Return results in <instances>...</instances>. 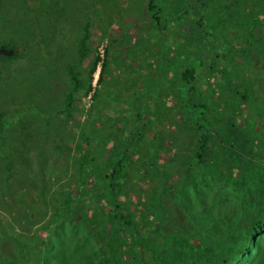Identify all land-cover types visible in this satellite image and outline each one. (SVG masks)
Segmentation results:
<instances>
[{"label":"trees","instance_id":"1","mask_svg":"<svg viewBox=\"0 0 264 264\" xmlns=\"http://www.w3.org/2000/svg\"><path fill=\"white\" fill-rule=\"evenodd\" d=\"M118 1H122V6L127 2ZM11 2L0 0V4ZM159 4V0H141L140 6L144 5L147 11L145 22L149 29H144V35L137 37L133 44L153 36L150 41L154 42L153 45H160L157 49L161 55L163 42L174 44V48L164 50V54L169 51L167 69L170 78L164 86L161 84L163 80L154 79L156 85L146 92L149 99H141L145 112L134 111L133 102L138 90L124 77V85H121L122 68L117 76L111 74V77H117L116 81L104 86L106 95L101 100L97 101L100 98L99 88L94 91L92 104L85 111L88 119L80 121L84 124V140L77 146V152L79 160L83 161L82 168H87L90 174L89 180L79 186L80 190L71 194L72 191L66 187L67 190L61 191L60 198L59 190H51V180L34 182L30 179L26 172L31 165L20 166V162L8 166V181L12 178L9 177L11 174L19 171L22 177L32 182L28 184H32L31 190L34 183L40 182L39 201L47 203L46 196L53 192L58 194L54 202L50 201L52 221L43 227L45 229L39 227L40 230H37L44 239L38 236L39 241L34 245L25 239V247L19 246L21 256L26 249H31L30 254L22 258L28 260L31 256L35 260L32 264H42L40 254L46 255V237L50 239L61 230L65 221L84 225V229L90 231L94 229V240L98 247L95 251L97 258L90 260L91 264H264V108L253 111L254 106L249 104L253 93L255 100L259 94L264 101V0H194V14L198 17L196 24L193 18L192 24L183 21L171 28V31L175 27L182 29L181 39L185 42L179 49L184 48L183 51L177 50L174 43L180 39L178 34H173L171 40L167 38L170 31H167L164 11ZM112 9L120 11L117 6ZM84 13L83 18L86 9ZM172 24L176 25L174 21ZM89 26L86 23L80 30L76 58L63 75L68 90L62 91L51 114L49 126L53 135L50 132L49 138H56L60 133L61 137L68 135L69 125L66 122L77 123L72 118L75 117L72 113L74 104L93 91L94 73L101 59L95 51L90 66L83 68L84 62L92 54ZM22 37L28 39L25 35ZM5 47L15 50L12 46ZM110 48L111 45L106 49L101 70L102 85L105 84V74L110 73ZM153 49L151 47L139 55L146 59V66L157 76L158 72L154 71H159V66ZM127 51L130 58L134 52L130 48ZM211 51L208 63L207 53ZM122 53L111 60L120 61L115 59L121 58ZM213 53L227 59L225 66L222 68L220 65L217 70V76L223 78L224 74H228L225 72L237 68L245 72V75L239 74L234 78L236 85L245 89L240 96L246 103L243 116L239 117L238 122L233 116L221 119L224 126L216 130L209 128L211 124L207 127L204 118L197 117V122L193 123L191 119V112L198 116L202 115V109L209 108L206 95L210 90L207 83L212 86L220 84L219 77L213 76L216 71L212 62ZM162 63L165 64L164 61ZM9 76L1 74L0 80ZM197 87L203 97L199 96ZM114 91L117 92L115 97ZM57 92L59 94L60 91L57 89ZM22 94L20 91L19 97ZM112 100H115L114 106ZM18 104L19 101L16 102ZM233 108L229 103L221 105L223 110ZM5 109L6 112H3L0 108V129L6 131L0 135L1 156L2 147L6 148L13 141L14 133L10 129L12 112L6 105ZM37 111L39 107L36 103L29 104V108L21 105L16 106L15 115L20 121ZM165 116L169 117L167 123ZM41 123H45V120ZM34 135H38V131ZM120 135L123 137L120 138ZM226 138L232 141L229 145L224 143ZM47 140L42 139L44 142ZM104 141L107 148L101 145ZM111 142L115 145H111ZM125 144L130 146L131 154L139 153L140 160L144 155L147 156L143 161L154 160L143 165V169L145 166L161 167L158 180L157 175L154 180L148 172L145 173L150 178L151 188L143 191L144 188L140 187L135 194L138 195L141 190L144 201L135 202L133 199L124 202L119 199L123 193L121 184L128 183L131 173L125 171L131 155L128 151H122ZM237 144L243 148L241 151L236 149ZM92 151L97 152L101 160H106L104 166L96 158L95 165L92 161L86 163ZM164 155L169 161L162 167ZM228 155L234 156L237 164H232ZM193 158L196 162L189 163ZM175 164L177 167L167 179L168 182L161 183L162 173H167L169 167ZM129 168L132 170L135 166L129 165ZM190 170L193 172L188 175ZM31 171L37 176L34 169L31 168ZM46 184L51 187L48 188ZM144 202L147 206L142 210ZM19 237L21 239L22 236ZM76 239L81 241L82 231L76 235ZM2 240L14 241L13 238L4 237ZM110 251L113 255L117 254L111 256L108 254Z\"/></svg>","mask_w":264,"mask_h":264},{"label":"rangeland","instance_id":"2","mask_svg":"<svg viewBox=\"0 0 264 264\" xmlns=\"http://www.w3.org/2000/svg\"><path fill=\"white\" fill-rule=\"evenodd\" d=\"M159 1V5L164 11V20L167 22V31H170L167 38L178 32L171 31L172 26H177L183 21H189L192 24L193 18L195 19L194 24L198 21V17L194 14V0ZM140 4L141 0H127L123 3V6L122 1L119 2L118 0H12L10 4H0V49L13 50L5 46H12L15 49L14 52H0V75H10L7 79L0 80V108L3 112H6V105L9 112H12L10 113L12 115L10 129L11 133L14 131L13 141L6 148L2 147L3 155H0V264H32L35 261L32 260L31 256L28 260L22 258L23 255H29L31 249L29 251L26 249L21 256L18 253L19 246L25 247V239L30 242V245H34L39 241L38 236H42V234L38 232L40 230L38 228L45 229L43 227L52 221L50 217L53 214V209L51 211L50 201L54 202L58 198V194L55 195V192H53L52 195L46 196L47 203H44L43 200L39 201L41 181L51 180L53 182L52 187L50 184H46V186L51 187L52 191L59 190L60 197L61 191L69 189L73 194L80 190L79 186L89 180L88 175L90 174L87 172V168H82L83 161L79 160L80 155L77 152V146L81 145L84 140V124L80 121L88 119V113L85 111L92 104L91 98L89 96L84 97L74 104L72 113L75 117L72 118L76 119L77 123L74 124L73 121L66 122V125L67 123L69 125L68 135L61 137L60 133L56 138H49L50 132L52 134L49 120L56 109V103L58 104L62 91L68 90L63 75L69 64L76 58L79 34L83 25L89 23L90 26L87 29L93 42L91 46L92 54L84 62V69L90 66L96 49L100 56H104L105 48H109L111 45L112 58L124 52L121 54V58L115 59H120V61L114 62L110 57V73L105 74V81L112 82L117 78L111 77V74L114 73L117 76V67L120 65L123 70H126L127 67L139 69L146 60L139 54L147 52L151 47L156 51L157 58L155 60L158 61L159 71L155 70L154 73L158 72L157 76L150 72L149 66H147V74L151 77H146L143 81L139 80V76H133L131 72L125 75L122 74L121 85H124L123 79L125 78L129 80V84H134L138 90L133 102L135 112L146 111L145 108L141 107V99H149L146 92L156 85L157 82L154 79L163 80L161 82L162 86L169 80L170 73L167 69L169 51L164 54V50L169 47L174 48V44L163 42L161 44L162 55L159 54L160 51L157 49L160 45H153L154 42L150 41L153 36L146 38V41H140L139 44H133L137 37L144 35L142 34L144 29H149L147 27L148 23L145 22L148 17L146 8L144 5L140 6ZM113 6L119 7L120 11L112 9ZM122 7L123 10H121ZM85 9L86 15L83 18ZM173 21L176 25L172 24ZM155 29H153V32H155ZM182 33L181 29L178 34L179 41L174 42L177 50L185 42L181 39ZM23 35L28 39L23 38ZM169 39L171 40V38ZM190 40H192V36ZM6 41L9 43H5ZM128 48L134 52L129 59H127L128 54H130L127 51ZM183 49L179 50L183 51ZM25 50L26 54L24 53ZM211 55L212 51L207 53L206 60L208 63L211 60ZM130 59H136L137 64ZM175 59H177V56ZM212 62L215 64L216 69L213 76H217V70L220 69V65L222 68L225 66L227 59L225 56H218L213 53ZM101 67L102 62L99 63L98 70L94 75L96 80L98 79V72H101ZM20 73L22 75L15 76ZM225 73L228 74H224L223 78L217 76L219 77V85L212 86L207 83L210 90L209 94L206 95L209 108L201 110L202 115L204 113L203 116L201 114L197 116L194 112H191L192 123L197 122V117H201L207 121V127L208 124H211L209 128L216 130L218 127L224 126L221 119L233 116L235 121L238 122L239 117L243 116L246 103L240 96L245 92V89L237 86L234 78L239 74L245 75V72L243 69L237 68ZM18 86L19 88H17ZM57 89L60 91L59 94ZM197 89L199 96L203 97L200 88L197 87ZM20 91L23 93L22 97H19ZM99 94L100 98L97 101L106 95L105 87L99 89ZM116 94L117 92L114 91L113 97ZM17 101L20 104L16 105ZM33 103H36L39 107V112H32L18 121L15 115L16 106L20 107L22 105L29 108V104L32 105ZM227 103L234 106L233 110L221 109V105ZM249 104L252 107L254 106L253 111L264 108V101L260 99L259 94H257V100H255V94L253 93ZM114 105L115 100H112V106ZM63 106L62 101L61 107ZM83 113L84 115H81ZM44 120L45 123H41ZM190 127L192 126L190 125ZM36 131H38V135H34ZM4 132H6L5 129H0V135ZM186 132H188V129H186ZM119 137L122 138L123 135ZM47 138V142L42 141V139ZM231 142L228 138L224 141L227 145ZM101 145L104 148L108 147L106 141ZM129 147L128 144H125L122 151L124 153L128 151L131 154L133 151ZM236 149L241 151L243 148L237 144ZM4 155L10 157L6 156V159ZM146 156L144 155L141 160L138 152L129 156L128 164L135 166V169L131 170L129 165H126V173H131L128 175V183L121 184L123 193L119 198L120 201L128 202L134 199L135 202H139V200H145L141 190H139L138 195H135L140 187L144 188L143 191H148L151 188L149 186L150 178L145 173L148 172L154 180L157 175L156 180H158L161 167L153 166L150 168L145 166L143 169V165L154 161L153 159L149 160L150 162H147L148 160L143 161ZM163 157L162 165L159 164L162 167L169 161L167 155ZM94 158L101 160L97 152L92 151L88 162H85L89 164L92 161L95 165L96 160ZM228 158L232 161V164H237L234 156L230 157L228 155ZM105 161L104 158L101 160L102 166L106 164ZM20 162V166H23V164L31 165L30 170L26 172L31 180L34 182L40 181L33 184V190L30 189L32 184L28 185L32 182L28 181V178L22 177L19 171L11 174L9 177L12 178L9 181L6 179L9 164ZM188 162L194 164L196 161L193 158ZM176 167L177 164L173 167L171 165L167 173L166 171L162 173L161 183L168 182L167 179L171 177ZM31 168L37 172L38 177L32 174ZM154 169L157 171L155 172ZM1 172L3 173L1 174ZM192 172L193 170H190L188 175ZM66 187L68 188L65 189ZM179 199L181 200L182 196ZM141 206L144 207L141 208L144 210L147 204L144 202ZM62 225V229L53 234L50 239L46 237V255L40 254L42 264H91L90 260L97 258L95 251L98 247L94 240V229L90 231V229H84V225L77 223L73 225L70 221H65ZM81 231L82 239L78 241L76 235ZM19 236H22L21 239ZM3 237L13 238L14 241H3ZM42 239H44V236H42ZM108 254L113 255L112 251Z\"/></svg>","mask_w":264,"mask_h":264},{"label":"clouds","instance_id":"3","mask_svg":"<svg viewBox=\"0 0 264 264\" xmlns=\"http://www.w3.org/2000/svg\"><path fill=\"white\" fill-rule=\"evenodd\" d=\"M147 15V14H146ZM174 30L175 31H178L176 34H179L180 32H181V29H178V27H176V28H174ZM173 35V34H172ZM172 36H169V38H171ZM108 47H106L105 48V55L103 56H100V59H101V61L100 62H102V66H103V63H104V61H105V58H106V49H107ZM0 50H5V49H0ZM5 51H7V52H14V50H5ZM96 51H97V49H96ZM97 53H98V51H97ZM99 54V53H98ZM100 55V54H99ZM129 59V58H128ZM131 61H133V62H136V64H137V61H136V59L134 60H132V59H130ZM156 63V62H155ZM157 64V63H156ZM99 65V64H98ZM120 69H121V65L120 66H118L117 67V71L119 72L120 71ZM122 69H123V67H122ZM97 70H98V66H97ZM96 70V71H97ZM101 70H102V67H101ZM124 71V75L126 74V73H128V72H131V73H133V76H136V77H138L139 76V80L141 79V80H143L144 78H146L147 76H148V74H147V71H148V69H147V66H146V62L144 61V65H141V67L139 68V69H132V68H128L127 67V69L126 70H123ZM150 72L151 73H153L151 70H150ZM96 73V72H95ZM95 73H94V75H95ZM100 74V75H99ZM144 76H146V77H144ZM100 79H101V72L99 71L98 72V79L96 80V79H94L93 80V91H92V93L91 94H89V97L91 98V95L94 93V91L97 89V88H101V87H104L105 85H106V87L111 83L110 81H105V84L104 85H102L101 83H100ZM116 79H114L113 81H115Z\"/></svg>","mask_w":264,"mask_h":264},{"label":"crops","instance_id":"4","mask_svg":"<svg viewBox=\"0 0 264 264\" xmlns=\"http://www.w3.org/2000/svg\"><path fill=\"white\" fill-rule=\"evenodd\" d=\"M151 76H147V78H150ZM164 120H165V123H167L168 121H169V117L167 116H165V118H164ZM114 142H111V145H115V144H113Z\"/></svg>","mask_w":264,"mask_h":264},{"label":"water","instance_id":"5","mask_svg":"<svg viewBox=\"0 0 264 264\" xmlns=\"http://www.w3.org/2000/svg\"><path fill=\"white\" fill-rule=\"evenodd\" d=\"M0 52H7V51H5V50H0Z\"/></svg>","mask_w":264,"mask_h":264}]
</instances>
